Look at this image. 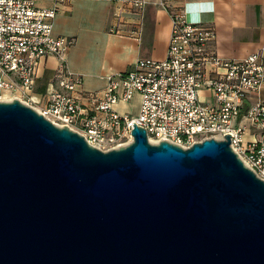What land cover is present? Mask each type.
<instances>
[{
  "label": "water",
  "instance_id": "water-1",
  "mask_svg": "<svg viewBox=\"0 0 264 264\" xmlns=\"http://www.w3.org/2000/svg\"><path fill=\"white\" fill-rule=\"evenodd\" d=\"M103 151L0 101V264H264V181L224 140Z\"/></svg>",
  "mask_w": 264,
  "mask_h": 264
},
{
  "label": "built area",
  "instance_id": "built-area-1",
  "mask_svg": "<svg viewBox=\"0 0 264 264\" xmlns=\"http://www.w3.org/2000/svg\"><path fill=\"white\" fill-rule=\"evenodd\" d=\"M36 0H0V101L18 99L53 124L81 134L103 151L133 140V122L148 140L183 148L207 138L224 140L264 181V57L253 52L228 60L213 47V26L190 22L184 11L170 13L171 34L163 59L138 58L127 70L104 75L99 90L83 88V78L68 68L74 38L54 33L59 6ZM120 1L141 13L147 0ZM166 6V1L159 2ZM139 24V23H138ZM113 25L110 31H115ZM140 33L138 26L131 34ZM55 56L59 66L44 92L36 90L39 62ZM208 92L213 101L202 99ZM138 98L136 114L118 105Z\"/></svg>",
  "mask_w": 264,
  "mask_h": 264
},
{
  "label": "crops",
  "instance_id": "crops-1",
  "mask_svg": "<svg viewBox=\"0 0 264 264\" xmlns=\"http://www.w3.org/2000/svg\"><path fill=\"white\" fill-rule=\"evenodd\" d=\"M160 1L147 0L141 13L110 0H72L59 6L54 33L74 38L66 63L82 76L84 89L103 88L105 74L127 70L138 58L163 59L174 11H184L190 22L213 26V47L223 58L236 60L253 52L264 57V0H164L165 7ZM36 4L49 7L53 0H36ZM113 25L116 29L110 31ZM137 26L138 37L131 34ZM59 63L55 56L39 62L38 92H44ZM200 96L213 101L206 91Z\"/></svg>",
  "mask_w": 264,
  "mask_h": 264
},
{
  "label": "rangeland",
  "instance_id": "rangeland-1",
  "mask_svg": "<svg viewBox=\"0 0 264 264\" xmlns=\"http://www.w3.org/2000/svg\"><path fill=\"white\" fill-rule=\"evenodd\" d=\"M138 102H139V100H138V98H136V99L132 100V102L120 104L117 107L122 113L136 114Z\"/></svg>",
  "mask_w": 264,
  "mask_h": 264
},
{
  "label": "bare ground",
  "instance_id": "bare-ground-1",
  "mask_svg": "<svg viewBox=\"0 0 264 264\" xmlns=\"http://www.w3.org/2000/svg\"><path fill=\"white\" fill-rule=\"evenodd\" d=\"M150 142H151V143H157V141H156V140H150Z\"/></svg>",
  "mask_w": 264,
  "mask_h": 264
}]
</instances>
